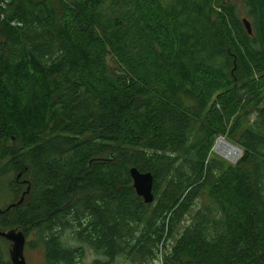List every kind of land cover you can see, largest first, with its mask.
<instances>
[{
	"label": "trees",
	"instance_id": "1",
	"mask_svg": "<svg viewBox=\"0 0 264 264\" xmlns=\"http://www.w3.org/2000/svg\"><path fill=\"white\" fill-rule=\"evenodd\" d=\"M242 1L252 34L234 0H10L0 230L44 264H264V0ZM220 137L237 164L211 158Z\"/></svg>",
	"mask_w": 264,
	"mask_h": 264
},
{
	"label": "rangeland",
	"instance_id": "2",
	"mask_svg": "<svg viewBox=\"0 0 264 264\" xmlns=\"http://www.w3.org/2000/svg\"><path fill=\"white\" fill-rule=\"evenodd\" d=\"M234 2H235V5L237 7V17L242 21L245 19L248 20L250 22V25H251L252 20L247 15V9L244 6L243 1L242 0H234ZM251 28H252V25H251ZM252 33H253V28H252ZM109 68L113 74H116L117 72L121 71L120 66L116 63L114 58H109ZM223 138L224 137H220L216 140V142L213 146V149H212L211 158L219 160L222 164H224L226 166L227 165H235L242 158L243 152L241 150V155L235 161H232L230 159L225 158L222 155V153L220 152V150H218V148H216L218 141L222 140ZM224 139L227 143L236 146L235 144L228 141L226 138H224ZM20 182L23 183V182H26V180L21 179ZM25 190H26V188L22 186V191H25ZM13 200H14V197L12 196V194L9 195V194H1L0 193V210L5 209L8 205H11V203H13ZM33 239H34L33 235H31L30 237L27 238V243H26L25 252H24L26 262H27V264H44L45 263V261H44L45 251H44L43 247L38 246V247L33 248L32 246H30L29 242ZM0 244H1V247L3 248L4 251H11L12 244H8V243H5L3 241H0ZM89 260L90 261L93 260L92 255L89 257ZM117 264H131V263L125 261L124 259H118Z\"/></svg>",
	"mask_w": 264,
	"mask_h": 264
},
{
	"label": "water",
	"instance_id": "3",
	"mask_svg": "<svg viewBox=\"0 0 264 264\" xmlns=\"http://www.w3.org/2000/svg\"><path fill=\"white\" fill-rule=\"evenodd\" d=\"M244 24L246 25L249 33L252 34V28H251L250 22L247 20H244ZM223 140L225 139L223 138ZM239 150L241 151V149ZM130 174L133 180L134 189L136 190L138 196L142 197L145 203L147 204L153 203L155 199V196L153 193V187H154L153 175L151 173H142L137 168H132L130 171ZM21 176L22 174H20L18 178H20ZM29 191H30V186L28 187L26 192H24L19 203H22L24 201V198L26 194L29 193ZM14 206L15 205L13 204L9 206L8 209ZM0 236L8 240L12 244L11 260L13 264H27L25 254H24L27 239H26L24 232L16 231V230H11L9 232H3L0 230Z\"/></svg>",
	"mask_w": 264,
	"mask_h": 264
},
{
	"label": "bare ground",
	"instance_id": "4",
	"mask_svg": "<svg viewBox=\"0 0 264 264\" xmlns=\"http://www.w3.org/2000/svg\"><path fill=\"white\" fill-rule=\"evenodd\" d=\"M216 148L220 150V152L225 158L230 159L232 161L237 160V158H239L241 154V151L237 147L227 143L223 139L218 141Z\"/></svg>",
	"mask_w": 264,
	"mask_h": 264
},
{
	"label": "built area",
	"instance_id": "5",
	"mask_svg": "<svg viewBox=\"0 0 264 264\" xmlns=\"http://www.w3.org/2000/svg\"><path fill=\"white\" fill-rule=\"evenodd\" d=\"M9 2H10V0H0V12L7 8ZM13 25L14 26H21V24L18 22H14Z\"/></svg>",
	"mask_w": 264,
	"mask_h": 264
}]
</instances>
